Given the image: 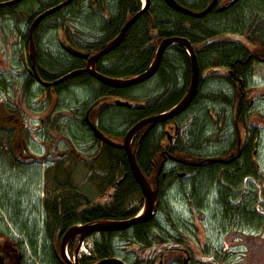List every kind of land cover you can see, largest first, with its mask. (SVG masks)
Listing matches in <instances>:
<instances>
[{"label": "flooded vegetation", "instance_id": "af4514ba", "mask_svg": "<svg viewBox=\"0 0 264 264\" xmlns=\"http://www.w3.org/2000/svg\"><path fill=\"white\" fill-rule=\"evenodd\" d=\"M35 1H37V8L35 7L37 10L31 19L27 10L19 9L15 15V19L19 14L22 17L29 18L27 34L26 38H24L25 45L21 51V62L26 70V75L25 77L24 75L22 76V83L17 84V86L14 85V93L19 98L20 103H22L21 107H23L21 109L22 118L20 122L14 121L16 126H12V123L9 126L1 125L0 120V132L7 133L6 135L11 138L8 146L6 143L2 144V140L0 143V264H98L104 259L120 258L117 251L118 249L125 251L129 243V235L134 227L124 230V232L102 231L101 233H92L83 240H81L80 235L73 236L70 239L66 237L74 227L105 220L104 218L93 219L94 204L101 206L108 203L110 199L117 198L127 177H134L124 145L127 132L140 120L167 113L183 100L193 83L191 56L182 45L169 47L162 56L158 72L149 81L128 88H117L130 93L134 92V88L141 86L144 94L139 101L131 102L125 97L128 93H123L117 96H99L96 94L97 97L94 101L87 102L86 108L82 112V119L76 121L84 125L93 137L92 144L91 141L89 143L83 142V146L88 149L92 156L91 158L80 157L78 150L73 148L69 139L64 141V143L66 141L70 142V145L66 146V151L57 150L55 147L54 119L58 116L53 110L55 107L52 104L53 98H55L56 102L57 97L60 96V87L63 84H74V81L79 77L64 81L60 85L41 87L40 89L43 90L41 99L45 102L44 107L38 109L28 106V101L35 92L34 86L38 84L36 81L37 73L43 80V74L51 77L53 75L59 76V74L52 72V68L50 69L47 66L48 61L42 62V54L39 52L38 43V36L41 32L40 26L49 20V17L59 14L62 10H74V12L79 14L83 13V16H87L88 19L98 16L104 19V24H108L111 21L110 12L115 2L118 3L119 1L71 0L70 4L44 18L34 29L32 41H34L35 53L32 54L30 52L31 27L36 18L50 8L67 0H53L48 5H45V0ZM132 1L135 2V0ZM203 1L205 4L206 1ZM24 2L26 0L9 7L15 8L18 5V8H20ZM139 3L141 4L139 11H141L145 8V0H139ZM151 4V0H149L148 8ZM228 4L227 2L224 4L222 0H219L211 10V13L204 17L194 18L190 15H184L197 19L204 24L205 20L218 11L232 10L237 3L232 5V7H226ZM210 5L211 1L200 11L205 10ZM222 7L226 8L220 11ZM135 14L125 20L120 32L125 27V24L135 17ZM144 15L143 13L136 23ZM136 23L127 30L123 41L126 38V34ZM56 29L58 30L60 47L70 57L83 61L81 69L86 67L89 57L102 51L109 42L120 34V32L116 34L100 51L91 55L87 53L86 47L92 44L81 46L79 44L81 39L77 30L74 28L70 29L63 23ZM102 32L104 35L106 34L105 28ZM161 41L157 45L154 58L149 66L155 59ZM174 47H181L189 56V60H170L167 62V64L171 63L185 70L183 72L185 75H181L180 81L174 79L176 76H173V72L161 68L165 63L164 59L172 54ZM193 49L195 55H197L199 74L192 103L172 119H162L143 127L132 138L131 143L134 155H136L138 146L142 141L149 146L150 157L146 164L151 166L152 176L144 175L147 177L151 187L158 190L159 198L155 218L152 221L141 224L152 225V222L157 220V216L162 211L161 200L163 195L184 190V187L179 186L180 183H194L203 169L212 166V170L214 169L215 172L211 182L212 187L208 186L207 188V191L209 190V194L208 192L206 193L208 196L203 198V200L198 198L197 202L192 205L188 203L189 210H191L193 215L192 218H194L193 224L196 226V220L198 219L196 213L198 210L207 211L212 208L209 206V196L214 195V200L211 203L213 204L218 223L222 224V227L228 228V230L225 229L226 234L232 235V233L240 232L241 230L252 234V231L257 228L254 225V221L257 219H260L261 222L260 230L264 228V170L257 161L259 144L256 142L257 139H255L258 133L260 135L263 133L264 126L260 125L257 127L252 124L253 118H251L248 111L252 109L249 107L251 99L254 104L261 99L264 100L263 96L258 97V99L253 96L254 92H260L264 89V83L256 81L257 74L255 73L257 63H264V52L250 54L246 62L235 60L234 67L240 63V65L246 67L248 61L252 60L253 64L250 69L252 76L249 79V77L243 75L244 70L237 72L236 70H226V68L219 67L218 71H213L206 66L202 67L201 58L199 59L198 55L199 50L194 46ZM32 55H34L35 60H33ZM100 61L99 59L96 69ZM149 66L144 72L149 70ZM32 80L34 81V86L31 84L33 89H31L32 86L28 87V83H31ZM78 82L81 85L80 80ZM151 83H154V85L152 86ZM71 87L74 86L72 85ZM52 89L55 90L51 95L48 92H51ZM229 92L233 93V98L229 97ZM179 94L181 95L180 100L172 103ZM56 95L57 97H55ZM213 95H219L217 100L220 102L221 108H224L220 115L216 117L211 114L212 110L209 112L210 110L205 108L209 100V102L213 101V98H211ZM118 101L130 102L132 106H117L116 103ZM16 102L20 107V103ZM118 107L126 109L127 116L125 120L129 125L119 136L112 129L104 130L102 125L103 120L108 116V111ZM161 107L165 108V110L158 112ZM49 108L50 110H48ZM202 112H206L210 120L209 123H204ZM207 112L209 113L207 114ZM230 114L232 119H230ZM186 115H189V117L184 120L183 118ZM121 116L122 118L124 117L123 115ZM3 118L6 121H10L12 116L8 115ZM87 120H90L100 130V133L109 139L111 144L96 139ZM211 125L217 130H224L225 135L230 133V130L234 131V139L233 141L229 140L228 136H226V142L223 141L224 143L222 144L224 145L223 148L210 153L211 144L215 143L216 145L218 142L213 135L217 130L213 131V134L209 133L208 129ZM40 132L44 133L43 137L38 136ZM58 143L63 144L61 141ZM51 144L54 149H51ZM3 146H7V148L3 149ZM109 151L125 157L124 161H118L115 158L111 159L108 157ZM137 160L138 155H136ZM91 163L94 164L95 170L89 167ZM137 164L142 168L140 163ZM81 166H85L84 168L87 166L89 169L81 172ZM78 170L82 174L80 177L77 175ZM91 170H93V173H91ZM84 173L86 174L84 175ZM92 174L96 175L98 179L104 178V184H102L103 180L99 184L102 189L105 186V190L103 189L104 191L100 192L97 200H94L87 190L82 192L77 190V187L82 188L81 185L85 186L91 181ZM78 179H80V183L76 185ZM140 194L143 197L141 188ZM140 213V211H136L134 216H138ZM83 217H86V221L83 220ZM193 237H197L194 231ZM178 239L185 240V234H182L179 238L171 237L173 242ZM173 242L168 244V246L157 244L156 250L158 249L157 251L159 252V262L167 264L165 258L168 253L165 251L170 252L171 248H173L172 252H177V255L180 253V256L175 260L178 264H193L197 260L190 243L185 247H181L179 243ZM96 243L97 245L105 246L103 249L115 248L116 252L112 256L105 255L100 257L95 253ZM86 244L89 247L87 249ZM122 261L127 263L126 258L122 259Z\"/></svg>", "mask_w": 264, "mask_h": 264}, {"label": "rangeland", "instance_id": "374dc122", "mask_svg": "<svg viewBox=\"0 0 264 264\" xmlns=\"http://www.w3.org/2000/svg\"><path fill=\"white\" fill-rule=\"evenodd\" d=\"M144 1V0H142ZM53 0H45V5L50 4ZM34 5V6H33ZM37 1L35 0H26L20 8L23 11H28L30 14V19L35 15ZM36 7V8H35ZM246 10V9H245ZM248 16V20L251 18L249 11L246 12ZM243 16V15H242ZM28 17H22L20 14L16 19H14L13 15L5 14L0 16V120L1 125L9 126L14 121L20 122L22 118L21 107L22 103H20L19 98L14 93V85L22 83V76L24 75L26 70L24 69L23 63L21 62V51L25 45L24 38H26L27 28H28ZM243 19V18H242ZM103 21L101 17H96L92 19H88L87 16H83V13L79 14L74 12V10H62L59 14L53 15L49 17V20L43 23L40 26L41 32L38 36L39 43V52L42 54V61L50 62V69L52 68V72L56 74H62L65 70H68L72 67L73 63H75V58L70 57L69 54L60 47V40H58V30L56 29L60 24L67 23L71 28H74L78 31V36H80L81 41L79 44L81 46H86L89 44H93L96 41L101 40L104 37L102 32ZM235 37V36H231ZM27 45V43H26ZM28 47V46H27ZM79 47V46H77ZM80 48V47H79ZM46 58V60H45ZM48 62V63H49ZM47 63V66H49ZM256 81L260 83H264V63H257L255 66ZM174 78V77H173ZM176 81H180V78H174ZM77 79L71 85L63 84L60 87V96L57 97V101L55 102V98H53L52 104L55 106L53 108L54 113L58 116L54 119V127H55V135H56V148L57 150L66 151V146L70 145V142L64 141L69 139L71 144L75 150H78L80 157L91 158V154L83 146L84 143H93V137L90 135L87 128L84 127L81 123H78L76 120L82 119V112L86 108L88 101H94L97 97V83H93L91 85H80ZM155 83V81H154ZM154 83H151L152 86ZM42 85L36 84L34 86L35 92L34 95L31 96V99L28 101V106L43 108L45 102L41 99L42 92L40 88ZM48 92L52 95L53 91ZM134 92H130L125 95L127 99L131 102L139 101L141 96L144 94L142 87L134 88ZM251 95V94H250ZM254 98L263 96L264 97V89L260 92L253 93ZM219 97V95H217ZM134 100V101H133ZM252 100V99H251ZM249 101L250 109L249 114L251 115L252 121L251 123L255 126L259 127L264 126V100L261 99L258 103L254 104L253 101ZM20 103V107L17 105ZM210 101V100H209ZM207 102L204 103L205 108L209 109L211 114H214L215 117L220 115L221 111H223V107L221 108L220 102ZM254 104V105H253ZM48 106V105H47ZM50 110V108L48 109ZM207 112V114L209 113ZM120 114V115H118ZM12 116L10 121H6L5 116ZM123 115L124 119L122 118ZM127 116V111L123 107L114 108L111 111H108V116L103 120L102 125L104 130L112 129L117 136L120 133L124 132L128 128V123L125 120ZM189 115H186L183 119L187 120ZM204 117V114H203ZM208 118V117H207ZM230 119L232 116L230 114ZM209 120V119H208ZM36 125V123H34ZM39 124V123H37ZM232 127V125H231ZM209 133L213 134V131H216L217 128L209 127ZM219 130V129H218ZM217 130V131H218ZM214 133V137L216 141L212 143L210 146V153L219 151L220 148H223L222 145L225 141V137L228 136L229 140L234 139V131L230 130V133L225 135L224 130H219ZM7 133L0 132V143L2 140V144H7L11 138H9ZM255 136L256 142L259 144L258 147V159L259 165L264 170V131ZM39 137H43L44 133L40 132L38 134ZM116 136V137H117ZM72 139V140H71ZM61 141L63 144H59ZM226 142V141H225ZM7 146H3V149H6ZM52 146V144H51ZM51 149H54L53 146ZM117 154V153H115ZM75 156V155H74ZM107 156V155H106ZM88 165V164H87ZM82 167V166H81ZM85 167V166H84ZM80 168L81 172L88 170L89 167L93 170L94 164L91 163L89 167ZM91 170V173H93ZM78 170V177L82 174ZM86 173H84L85 175ZM109 177V176H108ZM112 178V174H111ZM91 181H89L85 186L81 185L82 188L77 187L78 191L87 190L90 192L91 196L94 200H97L100 195V192L105 190V186L103 189L99 184L100 181L104 178H97L96 175L92 174ZM80 183V179L76 181V185ZM109 183V182H108ZM188 183H180L179 186L182 188ZM103 190V191H102ZM184 190L176 191L171 194H165L162 196V206L165 208L167 212H171L168 208L169 202L170 207L173 209V213L165 216V224L164 229L162 228V236L169 234L179 238L182 234H185L184 239H178L173 243H179L181 247H185L189 245L192 246V250L196 255L197 260L193 264H264V228L260 230L259 226H261L260 219L254 221V225L257 227L255 231H252V234H248V232L242 230L240 232L236 231L232 233V235L226 234V230L228 228L222 227L218 223L217 217L215 216V211L213 208L214 195L209 196V206L212 208L209 210H198L196 213L197 220L196 226L193 224V215L191 210H189V202H188V192L190 191V187L188 186L187 191L184 193ZM145 199L142 197L140 193H134L130 200L126 203L127 210H136V211H144ZM261 206V205H260ZM213 211V212H212ZM167 214V213H166ZM176 218V219H175ZM171 223H170V222ZM264 225V223H263ZM176 227L172 229V227ZM193 231L196 234V238L193 237ZM169 237H173V236ZM194 238V239H193ZM176 239V238H175ZM171 240V239H170ZM181 240V242H179ZM262 245V247H261ZM162 246V245H161ZM166 246V245H164ZM172 246V245H171ZM89 248L86 244V249ZM130 249V248H128ZM162 249V248H161ZM158 250V249H157ZM157 252V259L155 264H159V252ZM163 250V249H162ZM173 248L170 249V252H167L165 261L167 264H178L175 260L180 256V253L177 255V252H172ZM117 254L122 259L126 258L128 264H133L134 259L132 253L127 250L118 249ZM202 260V261H201ZM204 260V262H203ZM159 262V263H158Z\"/></svg>", "mask_w": 264, "mask_h": 264}, {"label": "trees", "instance_id": "16d2710c", "mask_svg": "<svg viewBox=\"0 0 264 264\" xmlns=\"http://www.w3.org/2000/svg\"><path fill=\"white\" fill-rule=\"evenodd\" d=\"M1 1L5 0H0V2ZM118 1L119 2L116 3L114 0L115 4L109 15L111 21H109L108 24L105 23L103 25V29L105 28L106 33L104 38L87 46V53L92 55L100 51L107 42L112 40L115 35L120 32L125 20L134 16V14L141 8L139 0H135V2L132 0ZM205 1L204 4L203 0H175V2L196 12L205 8L207 4L213 0ZM222 1L224 4L226 2H232V0ZM151 3V6L144 13L145 15L132 29H130L126 34L125 40L117 47L115 52L100 59L101 61L98 64L97 71L104 76L114 79H127V77L138 75L147 69L154 58L153 56L158 47L157 45L159 41L169 37H182L189 40V42L199 50L198 55L199 59L201 58L202 67L206 66L213 71H218L219 67L226 68V70H236L237 72L244 70L243 75L250 79L252 76V71L250 70L253 64L252 60L248 61L246 67L240 65L241 63L237 64L235 67L233 65L235 60L246 62L250 54L264 52V0H242L237 3L232 10L225 12L218 11L205 20L204 24L200 23L197 19L189 18L182 13L175 12L164 3L163 0H151ZM18 11V5L15 8H0V16L11 14L15 19V15ZM247 11H249L251 15L249 20L246 15ZM64 24L69 27L67 23L64 22L63 25ZM231 36L235 37L233 38ZM184 59L189 60V56H187L185 50L181 47H174L172 54L164 59L165 63L161 68L173 72V76H176V78H181V75H185V73H183L185 70H182L171 63L167 64V62L170 60L175 61ZM82 64L83 61L75 60L72 67L62 72L61 75H53L51 77L43 74V78L47 82H52L68 71L81 69ZM48 65L49 67L51 66L49 63ZM77 79L80 80L81 85H91L96 82V92L99 96H117L123 93H128L126 90H115L108 86H104L90 76L79 77ZM31 84L34 86L33 80L31 83H28L29 88L32 86ZM33 86L31 89H33ZM229 97L233 98L232 92H229ZM180 98L181 95L179 94L177 99L173 100L172 103H176ZM211 98H213V102L218 101L217 95H213ZM162 110H165V108L161 107L158 112H161ZM202 114H204V123H209L210 120H208L206 112H202ZM136 155H138L137 163H140L142 166V168L140 167L142 173L152 176L150 170L151 166L146 164V161L150 157L148 144L142 141L138 146ZM108 157L111 159L115 158L118 161H124L125 159V157L113 154L111 151H109ZM214 172L212 166L207 167L200 172L197 181L184 186V193L187 191L188 186L190 187L187 196L188 202L191 205L196 203L198 198L199 200H203V198L208 196L209 190L207 191V188L208 186L212 187L211 182L213 180ZM207 192L208 194H206ZM134 193H140V188L138 187L136 179L128 176L117 198L110 199L108 203L101 206L96 203L94 204L93 219L99 220L104 218L105 220H123L134 217L136 211L127 210L126 208L127 201L130 200V197ZM161 208L162 211H160L157 216V220L152 222V225H144L140 223L135 225L132 229V232L129 235V243L125 250L132 253L134 259L133 264H155L157 259L155 252L157 244L168 246V244L172 243V240H170L171 237H169L172 232H169V234L165 236H162L161 234L163 232L162 228H165L163 225L165 224V216L173 213V209L170 207V203L168 208L171 212H167L163 206H161ZM83 220L86 221V217H83ZM175 228L176 227L174 226L172 227V229ZM103 248H105V246L100 244L97 245L96 243L95 253L100 257L105 255L112 256L114 255V252H116L115 248H110L108 250Z\"/></svg>", "mask_w": 264, "mask_h": 264}, {"label": "water", "instance_id": "95a60500", "mask_svg": "<svg viewBox=\"0 0 264 264\" xmlns=\"http://www.w3.org/2000/svg\"><path fill=\"white\" fill-rule=\"evenodd\" d=\"M22 0H9L5 2H0V8H5L9 6H14L17 3L21 2ZM219 0H213L211 2V5L206 8L203 11L200 12H194L190 9H187L186 7L182 6L181 4L175 2V0H164L168 6L173 9L176 12H180L186 15H190L194 18H200L208 15L211 13V10L216 6ZM241 0H232L226 7H232V5L238 3ZM71 0H67L63 3H59V5L54 6L47 10L46 12L42 13L36 18V21L33 23L31 27V44H30V52L34 54V41H32V35L33 32L35 31L34 29L38 26V24L44 20L47 16L50 14H53L57 11H59L61 8L64 6H67L70 4ZM145 8L139 11L138 13L135 14V17H133L129 22L125 24V27L123 30L120 32L119 35L116 36V38L109 42L102 51L94 54V56L89 57L88 63L84 69H74L73 71H70L69 73H66L62 75L61 77L55 79L52 82H47L40 78L38 73L36 74V81L38 84L42 85L43 87H52L55 85H60L64 81L68 80H73V78L81 77L84 75H88L94 80L100 82L104 86H108L113 89L117 88H128L130 86L137 85L142 82L149 81L150 78L156 75V73L159 70V65L162 60V56L169 49V47L175 46V45H182L184 48L187 50L188 54L191 56V66L193 67L192 69V77H193V83L191 85V89L189 92L183 97V100L176 106H174L169 112L163 113L162 115L158 116H151V118L143 119L140 120L136 125H134L128 132L127 136L124 140V145H125V150H126V156H128V161L131 167V171L133 176L135 177L137 184L139 185V188H141L143 198H145V204H144V211L140 213L138 216H134L132 218H127L123 220H102L100 222H95L87 225H80V227H74L73 229L70 230V232L67 235V239H70L73 236L80 235L81 240H83L85 237L91 235L92 233H101L102 231H116V232H124V230H129L133 228L135 225L140 224V223H145L152 221L157 213L156 206L158 204L159 198H158V190L153 189L151 187L147 177H145L144 173H142L140 166H138L137 161H136V155H134L133 152V145H132V138L137 135L141 129L151 123H155L157 121H160L162 119H172L174 116L180 114L183 112V109L186 108L188 105H190L193 101V97L196 92V85H197V80H198V74H199V66L197 62V55H195L193 45L189 42V40L185 38H177V37H171L169 39H165L160 42L159 48L156 52L155 59L153 60L152 64L149 66V70L146 72L139 74L138 76L132 77V78H110L108 76H104L102 73L97 71L96 65L99 61V59L105 57L106 55H109L117 47L122 43L124 39V35L127 32V30L136 23V21L143 15V13L146 12V9L149 6V0H145ZM226 7H222L220 11L225 9ZM33 60L34 55H32ZM35 68V66H34ZM118 105L122 106H132L131 103L129 102H123V101H118ZM95 106V105H94ZM87 119V118H86ZM88 125H90L91 130L93 132V135L95 136L96 139H100L104 141L105 143H110L109 139H107L102 133H100V130L94 126L90 120H87ZM163 264V262H160ZM98 264H127L126 262H123L122 259L118 257L114 258H109V259H104L103 261H100Z\"/></svg>", "mask_w": 264, "mask_h": 264}]
</instances>
